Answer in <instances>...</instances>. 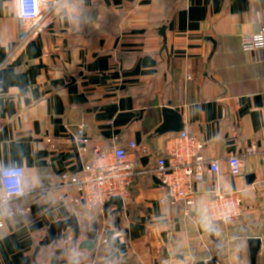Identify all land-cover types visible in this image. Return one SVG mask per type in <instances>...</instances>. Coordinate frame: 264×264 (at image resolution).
<instances>
[{
	"label": "crops",
	"instance_id": "1",
	"mask_svg": "<svg viewBox=\"0 0 264 264\" xmlns=\"http://www.w3.org/2000/svg\"><path fill=\"white\" fill-rule=\"evenodd\" d=\"M16 3L0 0V198L8 166L24 168L25 193L6 206L22 213L0 227V264H69L73 249L84 253L80 264H207L215 257L216 264H251L253 237L262 241L257 264H264V43L242 45L264 26V0H60L27 41ZM164 107L206 142L207 160L219 162V172L208 168L194 184L189 215L182 203L162 201L155 174L178 133L156 132ZM80 126L87 142L77 137ZM130 141L146 151L134 153L137 175L123 207L94 210L72 200L79 191L62 174L81 170L95 147ZM234 155L238 174L230 172ZM214 187L242 198L227 235L210 216ZM73 214L78 238L68 226L35 257L51 224ZM96 238L94 250L80 248Z\"/></svg>",
	"mask_w": 264,
	"mask_h": 264
},
{
	"label": "built area",
	"instance_id": "2",
	"mask_svg": "<svg viewBox=\"0 0 264 264\" xmlns=\"http://www.w3.org/2000/svg\"><path fill=\"white\" fill-rule=\"evenodd\" d=\"M60 0H37V4L31 14L25 13L22 8V0L16 3V18L19 29L22 32V40H26L36 33L43 25L42 19L51 8L57 6ZM31 33V34H30ZM264 43V26L258 34L243 36L242 45L245 49L254 50ZM70 135L75 134L70 131ZM80 141L87 142L83 127L76 130ZM46 141L51 147H55L51 137ZM207 144L204 140L191 134L188 130L174 133L166 144L164 155L156 161L155 174L159 178L165 197L162 201L172 204L182 203L185 215H189L195 204L194 184L202 182L206 170L219 172V162H209L205 156ZM146 151L145 146L137 145L130 141L127 146H114L108 149L95 147L93 155L83 163L81 170L62 174V181L74 185L79 191V197L73 198L82 202L88 209H103L114 197H119L125 202L129 198L130 188L137 175L135 168L136 158L134 153ZM264 162V151L261 154ZM230 172L238 174L242 171V163L238 156L229 158ZM19 171L21 175V190L12 191L7 187V174ZM24 168L22 166H8L1 170L2 194L0 198V227L6 220L22 213L8 210L7 204L12 198L25 193ZM213 198L209 204V212L213 222L220 227L226 235L230 234L232 222L239 219L243 212V202L240 192H224L218 187L212 189ZM233 239H239L238 233L231 234Z\"/></svg>",
	"mask_w": 264,
	"mask_h": 264
},
{
	"label": "water",
	"instance_id": "3",
	"mask_svg": "<svg viewBox=\"0 0 264 264\" xmlns=\"http://www.w3.org/2000/svg\"><path fill=\"white\" fill-rule=\"evenodd\" d=\"M161 34L165 38V28L161 29ZM164 121L163 123L156 129L158 134H164L169 132H179L183 129L182 116L175 111L171 107L163 108ZM73 148L78 155V146L75 138H72ZM254 177V176H252ZM157 182H159L157 180ZM109 203H115L119 209L123 207V201L119 197H114L111 199ZM79 222L75 214L71 215L68 219L58 220L51 224L48 229V235L44 237L42 241H40L39 246L36 248L35 257L40 250L41 246H46L49 244H55L59 240L63 238V232L69 227H71L72 232L75 234V237L78 238L80 233ZM113 234V230L107 233V241H110L111 235ZM214 232L211 231V235ZM97 238L93 240H85L80 244L81 249H87L89 251L94 250V247L97 242ZM249 252H250V262L251 264H257L258 254L262 247V241L258 237L249 238ZM115 257H119V253L115 254ZM217 258L215 257L212 261H209L207 264H216ZM196 264H204V262H198Z\"/></svg>",
	"mask_w": 264,
	"mask_h": 264
},
{
	"label": "clouds",
	"instance_id": "4",
	"mask_svg": "<svg viewBox=\"0 0 264 264\" xmlns=\"http://www.w3.org/2000/svg\"><path fill=\"white\" fill-rule=\"evenodd\" d=\"M37 4V0H22L21 8L27 13L31 14ZM10 179L7 180V187L12 191L21 190V173L19 171H14L7 174ZM83 252L78 249H73L71 256L69 258V264H80V260L83 256Z\"/></svg>",
	"mask_w": 264,
	"mask_h": 264
}]
</instances>
